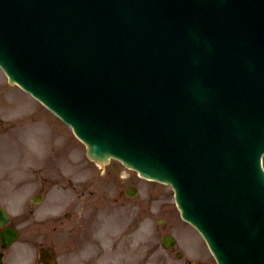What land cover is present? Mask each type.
Masks as SVG:
<instances>
[{
    "label": "rangeland",
    "instance_id": "374dc122",
    "mask_svg": "<svg viewBox=\"0 0 264 264\" xmlns=\"http://www.w3.org/2000/svg\"><path fill=\"white\" fill-rule=\"evenodd\" d=\"M2 75L4 76V85L0 82V115L10 122L9 125L11 127V131L8 133V135L16 136L18 140L12 141L11 139H9V136H6L7 134H5L6 138L9 139L7 140L9 144H7L5 147H1L0 150L7 152L11 157H13L14 161H19L24 155V152L21 149H25L27 146L29 150H33V148L30 146V141L28 139H25V136L31 139L33 137L35 139L33 141L39 143L41 140L45 139L48 136L49 130L51 129L53 131L51 135L46 139V141L54 139L56 136H64L67 138V140L72 139V133L70 129L63 122L57 120V118H55L53 114H51L49 111H47L40 105V108L36 109L35 106L37 105L35 103L33 104L32 99L29 98L27 94L17 89L15 86H7L9 84L8 80L4 74ZM4 123V120L0 117V132L1 129L4 130V128L7 127V124L4 125ZM7 132L8 131L5 130V133ZM2 142L3 141L0 138V144H2ZM76 145H78L77 148H79L80 154H83L85 156L84 145ZM4 156L6 159H9L8 155ZM83 164H85V162H83ZM10 168L15 167H4V169L7 171ZM53 169L56 170V165L52 166L51 168L45 167V169L43 170H46L47 172H52ZM36 172L38 171L36 170L34 172H28L29 183L27 185V188H18L17 186H15L14 188L11 184L0 185V191H3L6 196V198H3L5 200H2V197H0V203L7 205V207L10 209L13 208L14 211H16L17 208L23 205L25 200L30 203L29 198L35 191L38 190ZM11 175L13 179L9 178L10 180L8 181L13 182L20 180L22 176V171H15ZM136 183L139 186V193L138 196L135 197L134 201L141 202L140 215L143 216L145 213L149 214L148 218L150 219L151 223L154 222V224L156 225V236L158 240V245H161L159 241L160 235L164 232V226L158 224L157 220L160 217H165V229L169 230L172 234L177 237V249L183 250L185 252L184 256H186V258L190 257V260H194L195 255L190 253L185 247L181 245V243H179L180 237L177 231L175 230V227L178 225L176 220L179 222V232L184 243L188 247H192V245L196 244L201 251L206 250L204 240L194 231V229L188 224L183 225L179 217L175 216L177 212L173 211V207H175V202L173 198V190L170 186L160 184L158 182L150 183L146 180L139 179L138 177ZM152 192H156L160 200H155L153 203L150 204L147 200L143 201L144 194L146 195L147 193ZM57 196L58 194L56 193V188L51 187L49 189L48 194L49 200ZM21 226H23V228L25 229L24 234L26 235V229L28 226L26 224V221H23ZM25 248L26 247L23 243L22 238L16 244L15 248H11L9 250L10 253L8 257V263L24 264L25 260L21 262V256H23L24 252L26 251ZM160 250H162V252L157 253L156 255L152 254V257L147 258L145 261L141 260L140 252H137L136 256L138 257V261L136 262V259L134 258V264H184L183 259H178L177 257H175L174 252H166L163 249ZM30 251L32 252L33 250H31L30 248ZM32 255L33 256L31 257V259H34V251L32 252ZM128 256H131V252H128ZM197 257L201 258L202 260L204 259V264H217L214 257L211 255H197L195 258ZM189 264H192V261Z\"/></svg>",
    "mask_w": 264,
    "mask_h": 264
},
{
    "label": "water",
    "instance_id": "95a60500",
    "mask_svg": "<svg viewBox=\"0 0 264 264\" xmlns=\"http://www.w3.org/2000/svg\"><path fill=\"white\" fill-rule=\"evenodd\" d=\"M90 144H91V143H90ZM91 148H92V149H94V147H93V145H92V144H91ZM10 236H11V235H10ZM10 236H9V237H10Z\"/></svg>",
    "mask_w": 264,
    "mask_h": 264
}]
</instances>
